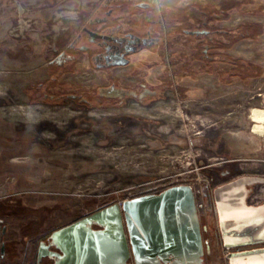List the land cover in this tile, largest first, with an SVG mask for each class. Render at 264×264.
<instances>
[{
	"label": "flooded vegetation",
	"instance_id": "obj_1",
	"mask_svg": "<svg viewBox=\"0 0 264 264\" xmlns=\"http://www.w3.org/2000/svg\"><path fill=\"white\" fill-rule=\"evenodd\" d=\"M82 1H87L86 8L73 12V24L65 27L53 41L45 61L46 76L23 90L28 103L49 107L73 104L83 108V115L93 110L126 109L124 113L103 114L127 117L122 123L125 131H112L110 136L144 132L150 141L163 144L169 151L200 146L201 153L196 156L175 158L190 161L186 169L164 176L169 180L142 189L137 196L159 194L176 185L192 186L203 249L202 264H230L229 254L264 249V234L248 239L259 243L224 247L214 197L216 187L250 176L245 203L264 205L262 155L255 159L262 163L261 170L257 171L260 173L244 175L242 169L248 164L244 162L247 159L237 156L236 151V135L240 129H229L224 135L219 128H212L215 122L196 118L200 113L204 116L198 108L205 94L214 95L220 84L230 87L237 82L247 83L256 75L255 66L238 58L235 51L241 40L263 34L264 28L251 19L239 23L235 19L238 14L254 15L261 11L258 7L244 11L242 6L246 4L242 0ZM204 76L211 77L212 86H205ZM217 97H209L207 102ZM158 104L166 106L171 115V130L166 137L152 132L150 126L158 124L157 120L140 112ZM81 121L89 127L81 128L78 124L72 131L103 130L93 126L92 122L97 121L93 117L85 115ZM209 129L213 132L206 135ZM242 144L247 146L248 141ZM174 157L169 155L171 160ZM177 248L173 254L182 255V245L178 244ZM35 258L37 262V252ZM247 258L246 264L256 262V257ZM263 258H257L258 264H264ZM239 259L243 258L236 260ZM54 262L55 257H46L40 264Z\"/></svg>",
	"mask_w": 264,
	"mask_h": 264
},
{
	"label": "rangeland",
	"instance_id": "obj_2",
	"mask_svg": "<svg viewBox=\"0 0 264 264\" xmlns=\"http://www.w3.org/2000/svg\"><path fill=\"white\" fill-rule=\"evenodd\" d=\"M86 2L0 0V264H35L39 242L54 229L169 180L164 176L191 164L175 158L201 153L196 145L169 151L150 141L144 132L110 136L112 131H125L122 123L127 117L103 114L124 113L126 109L93 110L85 115L95 118L93 126L103 130L74 132L79 125L89 127L81 121L83 108L28 103L23 90L46 76L45 61L53 41L73 24V12L86 8ZM242 3L246 4L244 11L258 7L261 12L238 14L235 23L251 19L264 28V0ZM235 53L255 66L256 75L247 83L220 84L214 95L205 94L198 108L204 116L200 113L196 118L215 122L212 128H219L224 135L229 129H240L237 156L247 159L244 175L254 176L261 170L262 163L255 159L262 153L264 131L251 132L248 115L251 108L264 109V33L241 40ZM210 80L204 76L206 87L213 85ZM213 96L218 99L207 102ZM210 103L212 106L207 105ZM210 109L213 112L209 113ZM140 112L157 120L158 124L150 126L152 132L162 137L169 134L172 121L166 106L158 104ZM210 129L206 135H211ZM245 140L247 146L242 144ZM170 154L175 156L172 160Z\"/></svg>",
	"mask_w": 264,
	"mask_h": 264
},
{
	"label": "water",
	"instance_id": "obj_3",
	"mask_svg": "<svg viewBox=\"0 0 264 264\" xmlns=\"http://www.w3.org/2000/svg\"><path fill=\"white\" fill-rule=\"evenodd\" d=\"M251 178L244 176L214 189L225 248L259 243L248 239L264 234V205L245 203ZM236 188L240 192L231 193ZM223 201L263 209L247 219H226L221 213ZM178 244L182 255L173 254ZM202 255L195 195L186 184L109 204L54 229L40 242L36 264L46 257H55V264H202ZM241 257L261 259L264 249L228 255L230 264Z\"/></svg>",
	"mask_w": 264,
	"mask_h": 264
},
{
	"label": "bare ground",
	"instance_id": "obj_4",
	"mask_svg": "<svg viewBox=\"0 0 264 264\" xmlns=\"http://www.w3.org/2000/svg\"><path fill=\"white\" fill-rule=\"evenodd\" d=\"M248 118L252 123L251 132L260 133L261 131H264V109L251 108L249 111ZM239 192L240 189L236 188L231 193L238 194ZM262 209H263L262 207L252 208V207H247L245 205L231 206L228 205L225 201H223L221 204V213L226 219H230L233 217L247 219L250 218L251 216L260 213ZM247 259L248 258L236 260L234 264H246ZM254 264H258L257 260L256 262H254Z\"/></svg>",
	"mask_w": 264,
	"mask_h": 264
},
{
	"label": "built area",
	"instance_id": "obj_5",
	"mask_svg": "<svg viewBox=\"0 0 264 264\" xmlns=\"http://www.w3.org/2000/svg\"><path fill=\"white\" fill-rule=\"evenodd\" d=\"M261 155H262V158L264 159V143H263V148H262V153H261Z\"/></svg>",
	"mask_w": 264,
	"mask_h": 264
},
{
	"label": "crops",
	"instance_id": "obj_6",
	"mask_svg": "<svg viewBox=\"0 0 264 264\" xmlns=\"http://www.w3.org/2000/svg\"><path fill=\"white\" fill-rule=\"evenodd\" d=\"M72 221H70L69 223H71ZM69 223H66L65 225H67V224H69ZM65 225H63V226H65ZM93 228H96V227H93Z\"/></svg>",
	"mask_w": 264,
	"mask_h": 264
}]
</instances>
